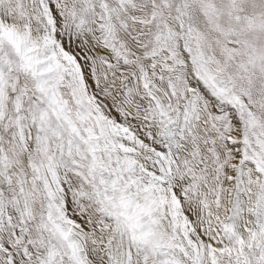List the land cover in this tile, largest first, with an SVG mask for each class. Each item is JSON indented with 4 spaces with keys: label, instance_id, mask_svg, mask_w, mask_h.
Listing matches in <instances>:
<instances>
[{
    "label": "snow or ice",
    "instance_id": "6c2138e0",
    "mask_svg": "<svg viewBox=\"0 0 264 264\" xmlns=\"http://www.w3.org/2000/svg\"><path fill=\"white\" fill-rule=\"evenodd\" d=\"M0 264H264V0H0Z\"/></svg>",
    "mask_w": 264,
    "mask_h": 264
}]
</instances>
